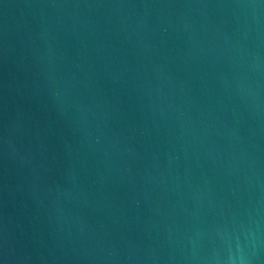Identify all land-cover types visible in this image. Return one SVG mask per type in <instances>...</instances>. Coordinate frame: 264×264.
<instances>
[{"label":"water","instance_id":"obj_1","mask_svg":"<svg viewBox=\"0 0 264 264\" xmlns=\"http://www.w3.org/2000/svg\"><path fill=\"white\" fill-rule=\"evenodd\" d=\"M0 136L32 264H264V0H0Z\"/></svg>","mask_w":264,"mask_h":264}]
</instances>
